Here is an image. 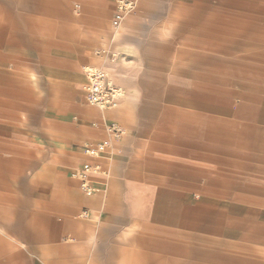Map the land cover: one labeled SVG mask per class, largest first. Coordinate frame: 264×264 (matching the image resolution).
<instances>
[{"label": "crops", "instance_id": "obj_1", "mask_svg": "<svg viewBox=\"0 0 264 264\" xmlns=\"http://www.w3.org/2000/svg\"><path fill=\"white\" fill-rule=\"evenodd\" d=\"M257 1L0 0V202H22L30 264H189L181 236L264 244V211L238 200L237 179L210 164L226 154L227 134L197 131L192 110L194 58L227 56L228 41L258 36L264 28L244 18L264 10ZM87 67L122 88L118 108L87 102ZM103 140L107 151L89 157ZM87 161L99 168L92 196L72 176ZM22 167L33 176L4 181L5 168Z\"/></svg>", "mask_w": 264, "mask_h": 264}, {"label": "rangeland", "instance_id": "obj_2", "mask_svg": "<svg viewBox=\"0 0 264 264\" xmlns=\"http://www.w3.org/2000/svg\"><path fill=\"white\" fill-rule=\"evenodd\" d=\"M257 2L264 7V0ZM244 18L258 22L264 28L263 9L258 14L245 13ZM237 43L228 41L227 56L194 58L197 61V105L192 110L196 114L197 131L211 128L227 134L220 137L226 143L222 145L226 154L213 153L210 164L227 168L223 171L237 179L238 200L253 210L264 211V29L258 36L252 33L245 35L243 46ZM165 60V66L170 67L171 57ZM90 68L87 67L86 71ZM170 75L169 68L164 72L165 81ZM4 123L10 126L19 122L9 120ZM220 138H209L213 148L219 144ZM30 176H33V171L24 167L3 170L4 181L25 180ZM21 186L19 182L18 187ZM0 203L4 204L3 208L0 207V264H30L17 225L22 202ZM179 256L186 260L189 257V264H264V244L245 248L216 239L181 236Z\"/></svg>", "mask_w": 264, "mask_h": 264}, {"label": "built area", "instance_id": "obj_3", "mask_svg": "<svg viewBox=\"0 0 264 264\" xmlns=\"http://www.w3.org/2000/svg\"><path fill=\"white\" fill-rule=\"evenodd\" d=\"M132 7V2L127 1L123 3L121 12L115 16L113 22L115 27L121 24L124 18V10L131 9ZM86 73L88 81L84 85V89L87 102L101 109L118 108L125 98V92L113 82L109 72L102 67H91ZM108 128L117 137H121L124 132L123 126L117 122L109 123ZM110 146V140H103L94 146H87L85 152L89 157L96 158L106 152ZM98 171V166L87 161L80 168L72 172V176L80 181L81 188L88 196H92L98 190L93 185L92 178ZM84 215L87 216V212H84Z\"/></svg>", "mask_w": 264, "mask_h": 264}]
</instances>
